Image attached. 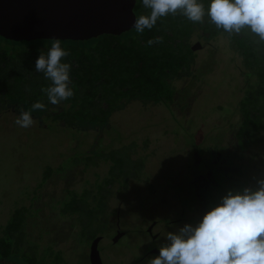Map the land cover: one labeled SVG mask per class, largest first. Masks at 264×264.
<instances>
[{
    "label": "rangeland",
    "instance_id": "1",
    "mask_svg": "<svg viewBox=\"0 0 264 264\" xmlns=\"http://www.w3.org/2000/svg\"><path fill=\"white\" fill-rule=\"evenodd\" d=\"M191 38L200 72L182 83H189L190 93L179 95V107L131 99L103 128L87 131L64 126L54 130L35 116L33 126L21 128L15 123L20 112L12 106L1 108L0 224L15 208L29 207L30 229L38 234L43 227L39 254L51 245L55 264L61 263L56 258L60 251L67 264H148L159 255L151 249L166 243L168 232L197 224L228 190L255 188L257 179L264 178V126L253 137L238 131L244 60L225 36ZM96 134L103 136L106 151L114 143L133 141L132 158L126 146L120 155L123 163L116 158L113 169L125 177L136 172L127 177L129 184L125 177L120 186L115 181L112 193L109 188L98 190L111 159L93 164L100 156L87 145ZM84 147L91 150L87 154L92 161L86 170L81 161L74 163ZM206 163L212 169L216 163L219 171L212 177L204 174ZM58 166L63 168L56 170ZM199 167L206 181L200 188L191 181ZM67 188L82 190L68 193ZM87 188L94 189L88 193ZM64 206L71 213L63 212ZM93 249L96 254L91 257ZM50 259L47 255L45 264Z\"/></svg>",
    "mask_w": 264,
    "mask_h": 264
},
{
    "label": "trees",
    "instance_id": "2",
    "mask_svg": "<svg viewBox=\"0 0 264 264\" xmlns=\"http://www.w3.org/2000/svg\"><path fill=\"white\" fill-rule=\"evenodd\" d=\"M199 2L207 10L210 0ZM134 11L137 18L150 14V9L143 7L142 0H136ZM194 34L207 39L225 36L229 45L242 56L244 65L241 69H246V84L237 106L240 114L238 131L241 135L247 131L245 134L253 137L255 131L264 126V41L247 29L241 34L233 35L218 30L209 22L207 15L204 23H192L179 12L170 14L161 17L151 30L145 29L142 34L132 27L120 34L103 33L86 39L59 38L61 47L70 53L64 58V62L72 65L70 76L75 93L72 98L59 105H52L41 91L51 82L43 73L35 70V60L40 50L47 52L54 38L17 40L0 34V109L12 106L19 112L31 111V105L41 101L46 108L32 111L31 115L38 117L48 127L54 130L60 126L75 127L87 131L95 126L103 128L112 113L131 99L162 102L170 108L179 107L182 105L178 100L179 95L185 98L190 93L189 83H182L200 72L197 66L199 53L191 38ZM156 37H162V43L149 46L147 41ZM92 142L87 146L92 145L90 148L95 155L100 156L93 164L111 159L107 174L97 182L101 188L98 190L109 188L108 193H112L110 188L115 181L120 186V180L125 177L123 171L113 169L114 164L116 161L123 163L121 156H124L122 151L126 146L128 156L132 158L130 150L133 141L114 143L108 151L102 149L104 141L101 134H96ZM81 151L83 155L78 156L74 163L81 161L86 170L92 162H88L90 155L87 154L91 150L84 147ZM62 168L58 166L56 170ZM135 172L136 169L129 175ZM129 175L125 177L128 184L131 181L127 178ZM216 181L218 182L217 179ZM41 184L38 189L42 187ZM70 189L75 193L82 190L67 188L66 191L69 193ZM91 189L94 188H87V192L91 193ZM108 193L106 195L109 197ZM34 195L36 198L35 192ZM74 201H77L76 197ZM26 208L30 209L25 206L15 208L9 220L0 224V264H45L47 255L51 256L49 263L55 264L52 260L55 250L51 245L39 254L44 236L40 230L43 227H39L38 234L33 233L29 226L32 212L28 214ZM63 212L71 213L65 206ZM73 212L79 214L78 211ZM96 233L97 231L93 233V239L96 238ZM56 258L60 259V264H67L63 261L61 251Z\"/></svg>",
    "mask_w": 264,
    "mask_h": 264
},
{
    "label": "clouds",
    "instance_id": "3",
    "mask_svg": "<svg viewBox=\"0 0 264 264\" xmlns=\"http://www.w3.org/2000/svg\"><path fill=\"white\" fill-rule=\"evenodd\" d=\"M142 5L150 14L140 15L133 22L137 33L151 30L161 17L179 12L192 23H204L207 15L218 30L233 35L247 29L264 41V0H210L207 10L199 0H142ZM147 43H162V37ZM69 54L60 39L54 38L47 52L40 50L35 60V70L51 82L41 91L52 105L75 94L72 65L64 62ZM45 108L43 102L36 101L31 111L21 110L16 125L33 126L31 112ZM164 238L159 255L150 258L148 264H264V178L257 179L255 188L228 190L197 224H185Z\"/></svg>",
    "mask_w": 264,
    "mask_h": 264
},
{
    "label": "water",
    "instance_id": "4",
    "mask_svg": "<svg viewBox=\"0 0 264 264\" xmlns=\"http://www.w3.org/2000/svg\"><path fill=\"white\" fill-rule=\"evenodd\" d=\"M135 3L136 0H0V34L17 40L120 34L132 28L137 19ZM151 250L159 252L157 247Z\"/></svg>",
    "mask_w": 264,
    "mask_h": 264
},
{
    "label": "flooded vegetation",
    "instance_id": "5",
    "mask_svg": "<svg viewBox=\"0 0 264 264\" xmlns=\"http://www.w3.org/2000/svg\"><path fill=\"white\" fill-rule=\"evenodd\" d=\"M206 165H207V168H209L210 170H207V168L203 167L204 170H205V171H203V172H204V174H207V173H208L211 177H212V173H213V172L219 170V167L216 166V163H215V165H213L214 169L210 168V167L208 166L207 163H206ZM216 169H217V170H216ZM199 171H201L200 167L198 168L197 173L194 175V178H195V179H194V180L191 179V181L194 182V185L197 186L198 188H200L203 184H205L204 182H206L203 176H202V177L199 176V175H200L201 173H203V172H199ZM198 172H199V173H198ZM213 174H214V173H213ZM196 181H197V182H196ZM217 183H218V182H217L216 180L213 179V184L216 185ZM215 187H216V186H214V188H215ZM212 192H213V190H212ZM213 193H214V192H213Z\"/></svg>",
    "mask_w": 264,
    "mask_h": 264
},
{
    "label": "crops",
    "instance_id": "6",
    "mask_svg": "<svg viewBox=\"0 0 264 264\" xmlns=\"http://www.w3.org/2000/svg\"><path fill=\"white\" fill-rule=\"evenodd\" d=\"M237 173H238V170H237ZM239 174V173H238ZM194 224H196V223H194Z\"/></svg>",
    "mask_w": 264,
    "mask_h": 264
}]
</instances>
